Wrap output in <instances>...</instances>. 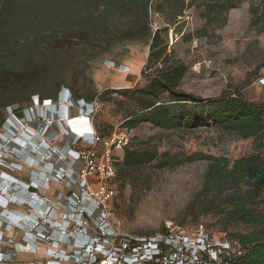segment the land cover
Here are the masks:
<instances>
[{
	"label": "rangeland",
	"instance_id": "obj_1",
	"mask_svg": "<svg viewBox=\"0 0 264 264\" xmlns=\"http://www.w3.org/2000/svg\"><path fill=\"white\" fill-rule=\"evenodd\" d=\"M77 2L0 0V134L5 133L3 125L12 115L25 121L28 113L31 122L27 121V126L24 122L23 124L32 131L37 125L46 126L47 121L42 117L45 108L41 104L37 106L34 101L36 97L41 100L39 90L47 76H52L49 80L54 82L55 90L50 93L51 96H46V100L58 106L59 94L63 93V89L68 90L70 99L74 102L73 107L68 108L70 118L82 115V106L77 104L78 101H89L84 97L87 95L86 90L79 89L75 93L69 86L79 88L85 79V87L99 95L113 89L100 91L96 88L93 73L98 70L105 71L104 77L108 87L127 85L129 88L126 89H134L144 85L145 78L141 73L149 54V37L125 42L101 58L88 62V69L83 67V63L97 51L92 52L89 46L85 48L81 45V41L88 39L81 33H62L56 39L45 41L46 55L42 54L38 44L29 45L23 50L10 51L13 47L11 42L26 40L37 32H46L71 18L70 12L84 10L83 6L75 5ZM232 3L236 7L229 9L228 6ZM251 9L259 17L255 23L253 20L256 16L251 14ZM142 11L140 7H135L123 14L109 17L107 24L115 34H126L131 30L139 33L145 29H148L150 34L158 33L160 47L166 46L167 61H179L187 67L179 90L202 99L238 93L249 102L264 101V85H261L264 84L263 0H150L148 16L145 17ZM206 15L208 17H205ZM92 40L97 41V37ZM23 56L26 59L21 62L19 68L14 71L6 69L11 64H19ZM118 56L123 60L126 58L127 66L132 69V76L122 75L119 70L107 67L105 62L112 61L110 57L114 58L115 65H118ZM49 60L54 62L55 66L51 73L47 67ZM139 61H142L143 65L140 74L136 73L134 76L133 71L139 66ZM124 82L130 84L124 85ZM12 94H23L24 97L19 102L9 104ZM135 109L132 101L117 94L98 98L94 107L93 125L101 136L115 134L127 138L130 147H149L157 150L156 160L141 169L135 178H126L114 183L116 193L110 205L113 226L120 233L136 236L162 234L167 225L191 232L201 224L215 235L226 237L250 232L251 229L242 223L223 226L220 216L214 212V206L225 201V192H209L210 188L205 187L204 176L209 161L183 162V159L193 153H202L206 156L223 157L232 163L255 153L264 156V136L262 147L258 148L252 140L240 139L217 128L179 131L140 124L133 129H127L124 127L125 118ZM36 112L41 120L32 119ZM52 123L48 125L49 129L44 136L52 134L56 140L51 146L59 147L60 151L68 148L80 152L87 149L101 150L99 144L95 147L80 143L68 145L63 137V124L59 120H53ZM16 129L19 130L18 127ZM20 130L18 133L14 131L13 135L22 134L23 128ZM11 139L5 144L10 147L9 160L22 168L15 166L14 171L0 168V171L3 169L10 176L19 179L25 184V188L39 178L33 171H41V174L43 171L27 163L29 159L25 162L16 159L23 156L13 150L20 148L19 152L25 151L27 157L31 155L30 149L35 151L34 148H39L40 143L39 140L23 143L12 142ZM0 144L2 148L3 143ZM41 145L45 151V147ZM122 155V152H115L116 171L120 169L118 163ZM162 156H165V160ZM51 187L54 194L57 191L66 192L64 184L55 183L51 184ZM37 194L44 197L47 190L40 188ZM258 209L264 212V206H259ZM31 257L34 255L17 254V259Z\"/></svg>",
	"mask_w": 264,
	"mask_h": 264
},
{
	"label": "built area",
	"instance_id": "obj_2",
	"mask_svg": "<svg viewBox=\"0 0 264 264\" xmlns=\"http://www.w3.org/2000/svg\"><path fill=\"white\" fill-rule=\"evenodd\" d=\"M105 63L116 71L124 72L126 68L112 61ZM59 97L58 106L35 98V104L45 108L42 117L47 124L37 125L33 131L29 129L31 135L27 136L28 141L39 140L46 148L42 153L30 149L46 165L42 170L44 182H30L25 188L0 187V264H233L242 256V247L236 240L217 236L201 224L191 232L167 225L164 233L152 236L120 233L111 223L110 214L116 193L114 156L129 141L115 134L107 140L99 139L93 126L95 101L77 102L85 117L82 123L90 125L93 133L81 138L75 136L66 125L73 119L68 116V108L74 102L68 90L63 89ZM32 116L42 119L38 113ZM24 119L26 122L12 115L5 121V133L0 134L3 143L0 153L5 151L10 138L15 142L21 136L13 133L27 126L31 120L28 113ZM53 120L63 124V137L68 145L99 144L101 150L60 151L59 147L51 146L56 139L44 134ZM74 127L76 133L88 130L83 125ZM0 159L1 168L3 159ZM33 174L40 178L41 171ZM55 183L64 184L66 192H55L54 200L37 194L40 188L49 190ZM18 253L41 256L32 261H18Z\"/></svg>",
	"mask_w": 264,
	"mask_h": 264
},
{
	"label": "trees",
	"instance_id": "obj_3",
	"mask_svg": "<svg viewBox=\"0 0 264 264\" xmlns=\"http://www.w3.org/2000/svg\"><path fill=\"white\" fill-rule=\"evenodd\" d=\"M124 0H104L94 4L95 0L84 2V10L73 13L72 21L59 25L58 32H51L44 36L37 32L23 44L15 42L11 50H23L29 45L38 44L40 51L46 55L44 42L56 39L62 33H81L87 41H81V45L92 53L83 67L88 69V62L97 60L110 53L125 42L150 38V48L146 66L141 76L145 78L144 85L134 89H108L100 95L85 87V79L79 88L69 86L75 93L79 89L86 90L85 100L88 104L96 102L98 98L106 95L117 94L134 103L135 110L126 116L124 127L133 129L140 124H151L163 130L193 131L209 128H217L243 140H252L258 148L262 147L264 136V101L249 102L240 94L221 95L214 99H202L192 94L179 90L178 87L187 73V67L181 62L169 63L167 61L166 46L160 47L159 34H150L148 29L135 33L131 30L126 34H115L107 24L108 18L114 16L127 7ZM150 0H135L134 4L140 7L145 17L148 16ZM264 3V0H263ZM234 3L228 6L234 9ZM251 14L259 18L253 9ZM205 17H208L206 15ZM97 37V41L92 38ZM23 56L19 64L6 67L9 71L19 68L25 61ZM50 59V58H49ZM49 73L55 70L54 62L49 60L47 66ZM50 76L43 79L44 84L39 90L41 101L46 96H51L54 82ZM54 89V90H53ZM23 94L10 95L9 104L19 102ZM84 99V98H83ZM94 117V116H93ZM2 119L0 117V124ZM94 126V125H93ZM5 129V125H3ZM95 129V127H94ZM101 140H107L111 136L103 137L95 130ZM52 138V134L49 135ZM122 159L118 163L120 169L116 171L115 183L126 178H135L138 172L150 166L157 158V150L153 148L130 147L129 143L123 148ZM165 160V156H162ZM183 162L208 160L209 166L204 176L205 187L209 192L222 194L225 192V201L214 206V212L220 216L221 223L229 227L234 223H242L251 229L246 234H232L229 239L236 240L242 247V256L233 264H264V212L259 206H264V156L259 153L242 157L232 163L223 157L206 156L202 153H193L185 156ZM166 162V161H165ZM4 166V164H3Z\"/></svg>",
	"mask_w": 264,
	"mask_h": 264
},
{
	"label": "flooded vegetation",
	"instance_id": "obj_4",
	"mask_svg": "<svg viewBox=\"0 0 264 264\" xmlns=\"http://www.w3.org/2000/svg\"><path fill=\"white\" fill-rule=\"evenodd\" d=\"M78 2H77V4H75L76 6H78V5H81V6H83L84 7V2L86 3V2H88L89 3V0H77ZM101 1H104V0H96L95 2H94V4H98L99 2H101ZM124 2V5L127 7V9L126 10H124V11H120V12H118V13H116L115 15H120V14H123V13H125L126 11H128V10H132L133 8H135V7H137V5L136 4H134V2H135V0H124L123 1ZM70 14L71 15H73V12L71 13L70 12ZM114 15V16H115ZM70 21H72V19L71 18H69V19H67V20H65V21H63V22H61V23H59V24H57V25H55V26H53V27H51L50 29H49V31L48 32H46V33H43L42 35H44V36H46V35H48L49 33H51V32H58V30H59V25H61V24H65V23H69ZM130 32V31H129ZM128 32V33H129ZM15 43V42H14ZM10 147H9V145H8V147L5 149V151H3V152H1L0 153V158H2L3 159V164H4V166L2 165V167L1 168H4V170H13L14 171V167L16 166V167H19L20 169L22 168L21 166H17V165H15V163H13V162H10V160H9V157H11V153H10ZM14 152H16L17 154L19 153V155L20 156H23V158H21V157H16V159H19V160H22L23 162H25L26 160H25V158H26V156H25V153H20L19 151H14ZM36 155V156H35ZM33 156H35V157H33ZM27 159H29L30 160V158H31V160H35L36 159V165L34 166V167H36L38 170L40 169V170H45V168L44 167H46V165L42 162V160H40L38 157H39V155H37V154H31L30 156H28L27 155ZM0 162H1V159H0ZM38 164V165H37ZM3 169L0 171V187H7V188H13V187H17V186H25V184H23V182H21L19 179H17V178H15V177H13V176H10L6 171H4ZM2 173V174H1ZM5 183H7V184H5Z\"/></svg>",
	"mask_w": 264,
	"mask_h": 264
},
{
	"label": "crops",
	"instance_id": "obj_5",
	"mask_svg": "<svg viewBox=\"0 0 264 264\" xmlns=\"http://www.w3.org/2000/svg\"><path fill=\"white\" fill-rule=\"evenodd\" d=\"M119 57L120 56H118V58ZM109 59H111L113 61V63H115L114 58L110 57ZM119 60H120V62L118 63V65H123V66L126 67L125 68V71L122 72V75H125V74L131 75L129 72H131L132 69L129 66H127V64H126V58L123 60V58L120 57ZM141 62L142 61H139V66L136 67L137 69L133 71L134 72V76H136V73L137 74L138 73L140 74V71H141V68H142V65H143ZM104 73H105V71H103V70H98V71H96V72L93 73V80L95 81L96 88L97 89L99 88L98 90L101 91V90L106 89V88H113V89H125V88H129L126 84H130V83H126V82H124L125 83L124 85H126L124 87L123 86L122 87H114L113 85L108 87V85H106L107 83L105 82ZM120 74H121V71H120ZM34 182H36V180ZM55 196L56 195L54 194V191H53V189L51 187L49 190H47V194L44 197H46V198H48L50 200H54ZM1 250H3V249L1 248ZM39 256H41V255H36L34 257H31V259H17V257H16V260H18V261H32V260H35V259L39 258Z\"/></svg>",
	"mask_w": 264,
	"mask_h": 264
},
{
	"label": "bare ground",
	"instance_id": "obj_6",
	"mask_svg": "<svg viewBox=\"0 0 264 264\" xmlns=\"http://www.w3.org/2000/svg\"><path fill=\"white\" fill-rule=\"evenodd\" d=\"M130 73V72H129ZM121 74H122V72H121ZM70 119V118H69ZM83 121H85V117H83L82 115L80 116H78V117H76V118H73V119H70V120H68V122H66V125H68V129H70V132L72 133V134H74L75 136H77V137H79V138H81L84 134L85 135H88V134H92L93 133V129H92V127L90 126V125H88L87 123L85 124V123H82ZM85 124V125H84ZM81 126V125H83L84 127L86 126V128L88 129V130H82L81 132H79V133H76V132H74V130H75V127L74 126ZM23 128V131L21 132L22 134H19V135H21L16 141L17 142H19V141H23V143H26L27 141H28V135H31V132L29 131V129L28 128H25V126H23L22 127ZM28 142H30V141H28ZM31 146H34V145H31ZM35 149V151L34 152H37V153H42L43 151H44V148L40 145V147L39 148H34ZM46 149V148H45ZM15 150H17V151H20L21 149L19 148V149H15ZM23 150V149H22ZM21 152V151H20ZM27 159V157L25 158V160ZM29 160H27V163H29L30 165H33V166H35L36 164V159L35 160H31V158H30V161L28 162ZM28 164V165H29ZM38 165V164H37ZM38 174V173H37ZM40 175V174H39ZM36 181H38V182H40V183H43L44 182V180H45V174H41L40 175V178H38V179H35ZM34 181V180H33ZM5 184H7V183H5Z\"/></svg>",
	"mask_w": 264,
	"mask_h": 264
},
{
	"label": "water",
	"instance_id": "obj_7",
	"mask_svg": "<svg viewBox=\"0 0 264 264\" xmlns=\"http://www.w3.org/2000/svg\"><path fill=\"white\" fill-rule=\"evenodd\" d=\"M14 42H17L18 44H23L24 43L23 40H17V41H14ZM14 42H11L10 45H13Z\"/></svg>",
	"mask_w": 264,
	"mask_h": 264
}]
</instances>
